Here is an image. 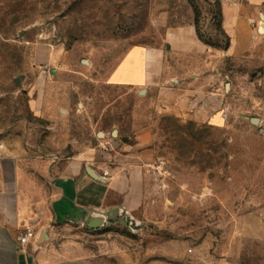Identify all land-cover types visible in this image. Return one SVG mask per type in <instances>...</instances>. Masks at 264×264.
Masks as SVG:
<instances>
[{
    "label": "rangeland",
    "instance_id": "1",
    "mask_svg": "<svg viewBox=\"0 0 264 264\" xmlns=\"http://www.w3.org/2000/svg\"><path fill=\"white\" fill-rule=\"evenodd\" d=\"M244 1L255 11L252 33L233 50L218 0H0V150L21 157V171L37 185H26V198L42 223L50 193L44 169L151 124L158 169L145 180V200L170 221L154 234L173 238L176 251L183 241L185 250L158 254L154 264H219L222 257L264 264V0ZM188 22L213 60L206 87L213 122L160 111L168 92L158 87L152 98L109 84L129 48L164 46L166 29ZM111 232L123 250L148 243ZM73 236L94 244L85 232L59 229V237ZM131 256L133 264L150 262ZM87 260L124 263L109 254Z\"/></svg>",
    "mask_w": 264,
    "mask_h": 264
},
{
    "label": "crops",
    "instance_id": "2",
    "mask_svg": "<svg viewBox=\"0 0 264 264\" xmlns=\"http://www.w3.org/2000/svg\"><path fill=\"white\" fill-rule=\"evenodd\" d=\"M218 1L222 28L236 50L244 36L252 33L249 21L255 11L244 0ZM162 40L164 46L129 48L111 71L109 84L139 88L152 98L158 87L168 92L162 94L160 105L165 110L160 111L186 119L216 121L217 116L209 114L206 93L213 60L204 58L205 47L197 40L194 25L188 22L170 27ZM169 82L174 85L168 86ZM154 141L152 125H138L128 138H121V143L104 140L103 150L71 155L44 169L41 175L50 182L46 223L37 218L26 198V185H37L21 171V157L0 150V264H90L87 259L99 254L118 255L122 264H133L131 254H146L149 264H154L158 254H184L183 241L176 251L173 238L154 234L170 226L167 217H160L157 206L153 208L156 201L145 200V180L158 169ZM112 228L146 236L148 243L138 250H123L117 247ZM27 229L34 237L22 247L19 237ZM59 229L85 232L94 244L86 246L76 236L63 239ZM41 234L45 240L42 244ZM228 260L222 257L219 264H230Z\"/></svg>",
    "mask_w": 264,
    "mask_h": 264
},
{
    "label": "built area",
    "instance_id": "3",
    "mask_svg": "<svg viewBox=\"0 0 264 264\" xmlns=\"http://www.w3.org/2000/svg\"><path fill=\"white\" fill-rule=\"evenodd\" d=\"M34 237V233L31 230H25V232L19 237V244L25 247L29 244L30 240Z\"/></svg>",
    "mask_w": 264,
    "mask_h": 264
},
{
    "label": "water",
    "instance_id": "4",
    "mask_svg": "<svg viewBox=\"0 0 264 264\" xmlns=\"http://www.w3.org/2000/svg\"><path fill=\"white\" fill-rule=\"evenodd\" d=\"M249 121L253 125H257L259 123V120L257 118L250 119ZM125 141H126L125 139L122 140V142H125ZM87 171L90 173V175H92L94 177L92 171L89 168H87ZM43 238H44V234H41V236L39 238V242H42Z\"/></svg>",
    "mask_w": 264,
    "mask_h": 264
},
{
    "label": "bare ground",
    "instance_id": "5",
    "mask_svg": "<svg viewBox=\"0 0 264 264\" xmlns=\"http://www.w3.org/2000/svg\"><path fill=\"white\" fill-rule=\"evenodd\" d=\"M259 31H260V33H263V31L261 30V28H260V30H259Z\"/></svg>",
    "mask_w": 264,
    "mask_h": 264
}]
</instances>
